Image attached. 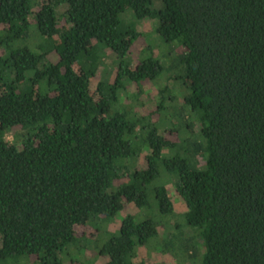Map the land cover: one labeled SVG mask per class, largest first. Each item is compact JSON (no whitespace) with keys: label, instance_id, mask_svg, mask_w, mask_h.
<instances>
[{"label":"trees","instance_id":"trees-1","mask_svg":"<svg viewBox=\"0 0 264 264\" xmlns=\"http://www.w3.org/2000/svg\"><path fill=\"white\" fill-rule=\"evenodd\" d=\"M145 19L171 47L134 60ZM144 246L264 264V0H0V264H145Z\"/></svg>","mask_w":264,"mask_h":264},{"label":"rangeland","instance_id":"rangeland-1","mask_svg":"<svg viewBox=\"0 0 264 264\" xmlns=\"http://www.w3.org/2000/svg\"><path fill=\"white\" fill-rule=\"evenodd\" d=\"M135 24H136V29L140 33L141 39L137 40L134 46L131 47L130 57L132 59L136 60L138 52L144 43H150L153 51L157 50L156 51L157 53L159 50H161V52L162 50H164L165 54L168 52L171 46L163 42L161 38L156 34L152 21L145 19V20H140L139 22H136ZM30 31L31 33L33 32L34 34H36L37 31L34 25H31ZM55 39L57 38L55 37ZM48 59L53 62H56L57 56L54 53H51L48 55ZM110 63H111V58H109V55L107 54V58L105 59V64L99 67L95 78L98 79L99 73L104 69L105 66H107L106 64L109 65ZM142 84H143L141 86L142 92L138 96L139 98L137 100L142 103V106L139 108V110H141V113L144 114V113H148L152 111L155 108L157 88L152 83L144 82ZM135 91H136V86L134 84H130L127 86V92L129 94H133ZM155 119H156V116H153L152 120H155ZM166 137L173 139V140L176 139L174 135L168 134ZM6 139L11 140L12 139L11 134H8L6 136ZM136 163H137V166L140 168H144L146 166L145 161L142 156L137 160ZM167 189H168L170 199L173 203L174 214L176 215V216H173V218L179 220L178 216L185 211V204L175 192L172 183H168ZM135 211L136 209L132 205H125L124 208L121 211H119L117 215L112 219L113 221L109 225V230H114L119 224L121 218L126 213H132ZM144 211L147 212V214L150 213L148 210H144ZM83 230L85 233H88L87 229H83ZM83 230L80 228L77 230V233L80 234L81 231ZM159 232L161 234L162 230L160 229ZM88 256H90V254H88ZM137 257H138V260L140 259L143 260L145 264H176V261L172 256L168 254L158 253L154 249V247L151 248V247L144 246V247L139 248L137 250ZM103 261L104 259L99 257L97 258L96 263L101 264Z\"/></svg>","mask_w":264,"mask_h":264}]
</instances>
